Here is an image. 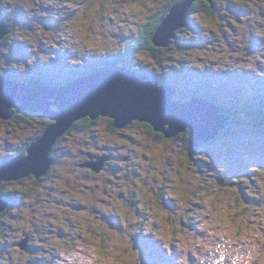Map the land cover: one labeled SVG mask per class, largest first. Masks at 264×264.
Segmentation results:
<instances>
[{
	"label": "clouds",
	"instance_id": "9594fccd",
	"mask_svg": "<svg viewBox=\"0 0 264 264\" xmlns=\"http://www.w3.org/2000/svg\"><path fill=\"white\" fill-rule=\"evenodd\" d=\"M172 3L171 14L188 2L0 0V21L8 29L0 39V78L9 70L26 74L38 62L51 64L59 59L57 54L66 53L68 66L82 69L86 61L128 56L131 48V70L155 77L154 87L164 86L166 74L174 75L168 70L250 74L264 80V0H247V4L244 0H218L214 19L206 11L193 15L189 10L187 19L198 30H191L176 43L179 47L181 43L192 44L188 47L191 51L180 55L162 73L146 66L142 61L144 53L136 50L135 41L152 19ZM231 7L236 12L229 11ZM21 10L30 26L17 23ZM238 12L249 14L238 16ZM221 14L232 23L243 22L231 29L222 22ZM42 21H52L54 26L46 27ZM224 33L234 47L229 48L221 38ZM10 35V42H5ZM173 38L168 35L162 46L168 47ZM213 40L215 44L201 48ZM255 41L259 43L250 52ZM14 44L24 46L26 62L13 60L9 64ZM117 67H129V63L125 61ZM178 99L173 97L174 102ZM13 109L17 110L11 107V116ZM51 111L59 114L60 109L53 106ZM98 117L114 120L117 129L134 138L132 143L119 133L101 135L98 144L107 145L111 155L103 158V167L91 176L92 164L85 163L88 158L81 153L95 148L77 149L69 167L62 157L53 158L62 135L55 139L47 153V169L34 168L27 174L43 176L52 168L55 178L40 186L28 185L34 190L27 194L10 192L21 204L6 209L9 216L0 224V264H146L144 250L136 246L138 237L150 240L171 264H264V167L259 162L248 164L250 176H230L229 168L214 163L206 152L192 151V135L185 148L156 140L135 126L134 122H145L140 119L118 127L114 117L97 114L95 118ZM50 120L59 124L58 120ZM103 127L109 125L105 123ZM167 127L171 131L170 124L158 131L164 132ZM46 135L28 126H0V169L19 157L31 159V153L27 158L23 155L25 148L30 151ZM145 156L150 159L146 161ZM125 159L123 171L108 163ZM133 170L140 173L138 182L127 178ZM133 193L139 201L136 207L129 205ZM244 193L254 195L258 203L246 202ZM156 198L161 200L163 212L157 208ZM165 202L174 210L165 207ZM26 237L27 247L16 246Z\"/></svg>",
	"mask_w": 264,
	"mask_h": 264
},
{
	"label": "water",
	"instance_id": "95a60500",
	"mask_svg": "<svg viewBox=\"0 0 264 264\" xmlns=\"http://www.w3.org/2000/svg\"><path fill=\"white\" fill-rule=\"evenodd\" d=\"M194 1L187 0V5L176 7L171 14L174 5L172 6L160 24V28L163 25L164 27L161 30L158 29L153 44L162 46L167 43L168 36L163 40L165 43L160 42L162 40L159 38L163 31L175 39V30L187 27L186 16ZM205 1L210 4L213 2V0ZM172 97L173 92L169 87H154L146 76L137 75L129 68L90 74L85 78L64 83L62 87H52L40 82L11 83L0 78V118L2 120L9 119V109L16 107L20 111L40 113L47 118L59 121L56 126L57 122L49 119L53 123L44 132V134L47 133L46 138L34 145L30 151L27 148L25 157H29L31 153V159L19 157L0 169V184L2 181L25 179L30 176L27 175L28 171L34 168L46 170L47 153L55 139L67 132L76 121L86 117L94 120L97 114L114 117L118 127L130 122L131 119H140L145 121L142 123L152 126L155 132H160L158 130H163L164 124H170L171 131H169L170 127H167L162 132L165 138H169L166 135L167 131L171 137L177 132L183 133L190 130L191 148H194L199 140L212 141L227 126V118L218 116L220 110L213 104L198 99L174 102ZM53 106L60 109L59 114L51 111ZM113 126L115 127L114 120ZM90 166L93 168L92 165ZM32 175L38 179L46 173L43 176ZM7 205L5 201L0 200V213L6 210ZM18 247L25 246L20 244Z\"/></svg>",
	"mask_w": 264,
	"mask_h": 264
},
{
	"label": "rangeland",
	"instance_id": "374dc122",
	"mask_svg": "<svg viewBox=\"0 0 264 264\" xmlns=\"http://www.w3.org/2000/svg\"><path fill=\"white\" fill-rule=\"evenodd\" d=\"M213 1H215V0H213ZM244 2H245V4H247V0H244ZM215 4H216V6L218 5V0H216ZM234 10H236V9L234 8ZM201 12H202V10L199 9L197 14H199ZM240 13L241 14L239 16L249 14L247 12H240ZM215 14L213 15V19L215 18ZM6 18L7 17H4L3 19L7 20ZM221 20L224 24L228 25L231 29H235L236 25L238 23L243 22L241 20H238L234 25H230L229 24L230 20L226 19L223 16V14H221ZM42 22L45 23L46 27H53L54 26V22H52V21H42ZM17 23L18 24L24 23L25 26H30V22H26V18L23 16L22 10L17 17ZM187 27H189L190 29H188ZM187 27L185 28L184 32L181 33L177 37V39L175 38L176 40L173 42L171 47H169L166 51H164L165 53H163V58L164 57L165 58L162 60V63L164 64V66H166V65H167V67H168V65L172 66L173 62L175 60H177L180 55H182V54L186 55L189 51H191V49L188 47H192L193 46L192 44L181 43L180 44L181 48H180L179 45L176 43L178 40L185 39L186 34H190L191 30H193V31L198 30L195 28L194 25H191L190 22L187 23ZM7 31H8V29L4 26L3 22L0 21V39H2L3 36L7 34ZM9 37L7 38L9 40L7 41L5 38V41L10 42L11 35ZM221 38L225 41V43L228 45L229 48L234 47V45L228 39L227 33L222 34ZM215 43H216L215 40L210 41L207 44H202L201 48L203 49V48L209 47ZM258 43H259L258 41H255L253 43V47L250 50V52L254 51L256 49ZM13 46H15V48L12 49V55L8 58L9 64L13 60H15V61L23 60L26 62L28 55L25 51L24 46L21 44H14ZM163 48H166V47H163ZM42 50L50 51V50L43 49V48H42ZM131 52H132V50L130 48L129 49L130 60H131ZM143 53H144V56L142 57V61L145 63V65L150 66L149 61L150 60L154 61L153 58L149 54L147 55L145 52H143ZM57 55L59 56L58 60L52 62L51 64H42V63L38 62L36 68L35 69L30 68L26 74H19L15 71L9 70L8 72H6V75H9L10 78H12L13 80H16L17 83L22 84V83H20L21 79L29 78L30 75L31 76H36V75L38 76L41 73H44L46 75H51L52 77L54 76V78L57 77L58 81L56 83L59 84V83H68L69 81H66V79H68V80L70 78L74 79V76H76L75 79L78 80L79 78L87 77V75L89 76L90 74L98 73L96 70H92L91 66H90L93 61H97V60L86 61V66L82 69L81 68H70L67 64V59L69 58L68 55L66 53L65 54H57ZM125 57H127V56H125ZM129 63H131V61H129ZM155 64H157V61L153 65L155 66ZM111 70H117V67L111 66L109 69H107V71H111ZM129 70H131V69H129ZM170 71H173V70H170ZM195 73H196V76H199V78H204V79L211 78V80L216 83L215 84L216 87L214 89V91H215L214 95H216V97H219V103L223 107H227L228 109L227 108H225V109L227 110V112L229 114H231V115L226 114V116H222L221 113L219 112L218 116L225 117V118H227L229 123H234V124L229 125L228 121H227L228 126H225V128L222 130V132H220L219 135L215 139H213L212 141H208V142H203L202 140H199L197 142L196 146L194 148H192V151L194 153L198 150L206 152L207 154H209L212 157L214 163L223 164L224 166L228 167L229 171H230V173H229L230 176L231 175L250 176L251 174L247 171V167H245L246 164H249L252 162H259L261 164V166L264 167V132H261V133L255 132V134H252L251 129H250V131H247L249 128H251L250 124H252V126H254V124L252 122L253 118L248 115V113L251 111H249L248 109H254V111H256V109H255V105L253 103L248 102V100H246V98L247 97H259L258 94H260L261 96L264 97V80L257 79L255 77L251 76L250 74H245L244 76H238L235 73H233V74H212L210 71L200 73L196 70L185 69L184 71L180 72L181 75L177 74L176 77H174V79L172 81H169V82L175 83L177 81L180 88L186 90L189 93L196 92L197 88L194 85L195 82L188 81V77H190V75H191V79L192 80L194 79L193 74H195ZM144 76H146L150 80L149 74L144 75ZM47 77H49V76H47ZM199 78H198V82H199ZM1 79L6 80L5 77H3ZM37 82H39V81H37ZM25 83H27V82H25ZM25 83H23V84H25ZM33 83H36V81L29 82L28 84H33ZM40 83L45 84L44 82H40ZM164 86H167V85L164 84ZM54 87H60V86H54ZM216 97H214V98H216ZM202 102H205V101H202ZM17 104H19V103H17ZM233 108H235L237 110H229V109H233ZM246 108H247V112H244V111H246ZM257 112H262L261 115H264V109H257ZM18 117L19 118H17L16 120L10 119L7 122L0 120V126L6 127V128H17V129H21V128H24L25 126H28V127L37 129L39 132L42 130L41 123L37 120V118H34V119L32 118L31 120H28V119H25L23 116H18ZM86 118H88V117H86ZM83 119L84 118L75 122V123H77L80 121L79 123H77V126L79 125L77 130L73 129L72 131H70V133H68L65 136V138H66L65 142L66 143L62 141L60 143V145L71 144L74 148H76V150L84 148V147H89V146L95 148V151L87 152V153H81V154L88 158L84 162L88 163V164H92L93 168L96 170H99L100 167H103V163H104L103 158L111 155V153L106 150L107 145H99L98 144V141H99L101 135H106V134H110V133H119L123 138H125L127 140V142L129 144H131L133 139H134L133 137H126L124 134V130L120 129L121 131L117 130V132H115L112 129H110L109 127L104 128L103 125L107 122H105L103 120H97L96 121L97 123H95L94 125H90L89 123H85V125H83V124H81L82 123L81 120H83ZM258 120L255 121L254 123H255V128L259 129L258 125H260V121H258ZM28 122H32L33 124H29ZM75 123L73 124V126L75 125ZM134 123H136V122H134ZM138 123H142V122H138ZM148 125H149L148 123H144L143 125H141L140 128L146 130V133L149 134L150 136H152L153 138H155L156 140L163 141L165 143L171 142L173 145H181L182 144L186 148V145H184L182 139H176L175 137L174 138L173 137L165 138V137L159 135V133H156L155 131L153 132V127L151 126L152 128H149ZM187 131H190V130H186L185 133ZM90 132L93 134L92 138H90L91 136H88ZM222 133H223V137H221ZM245 133L248 135L246 136ZM251 135L254 137H252ZM83 140L89 141V144L87 146H84L82 144H78L79 142H81ZM248 142L251 145H253L251 150L252 151L255 150V151H253L254 153H252V154L245 151L248 148V147H246ZM137 143H139V141H137ZM210 144H212V145H210ZM60 145H58V146H60ZM219 146H221V147H219ZM225 147L228 148L227 152L225 151L226 150ZM102 148L105 149V151L101 152ZM219 148H222V149H219ZM76 155H77V153L72 157V161L75 159ZM144 159L147 161L150 159V157L145 156ZM126 162H127L126 159L124 161H119V162H114L111 160L108 161V163L111 164L113 167H119V168H121L122 171L124 169V164ZM169 166H170V162H169ZM93 168H91V167L89 168L94 173L91 176L96 175V170H94ZM107 170L111 171V168H108ZM117 175L119 176V174H117ZM54 178L55 177L51 178V180ZM127 178L134 179L135 181L138 182L140 179V173L138 171L133 170L130 173L129 177H127ZM24 183L25 184H23L22 186L19 184L18 185H6L4 187L5 192L8 193V192H11L12 190H15L17 192L20 191L22 193H25L26 190L32 191V189H29L27 187L28 185H34L32 183V181L26 179V181ZM145 185H146V182H145ZM140 186L144 187V185H140ZM244 197L246 199V202L258 203L255 201L254 195L244 193V194H242V198H244ZM37 198L39 199V196ZM0 200H3V199L0 198ZM14 200L16 201V203H18V206L21 204V201H18L16 198H14ZM138 203H139V201L137 199V194L133 193L131 199L129 200V205L136 207V206H138ZM6 204H8V203L6 202ZM156 205H157V208H159L161 210V212L164 211L162 204H161V200L159 198H156ZM76 207L82 209L85 206L84 205H77ZM165 207L174 210V206L170 203L165 202ZM12 208L13 207H10L8 204L6 209L11 210ZM7 210H5L2 213L3 215L0 218V223H2V224L4 223V219L9 216V212ZM5 226H7V225H5ZM145 241H150V240L145 239L143 237H138L137 242H136V246L143 249V244ZM17 242H16V246L23 244L25 247H27V245L29 243L27 237L25 238V240L17 241ZM145 249H143V250L146 251V252L144 251L146 264H157V263L158 264H164V263H166L165 262L166 259L164 260L163 254L159 252V249L157 247L156 248H145ZM31 251H37V249H31ZM153 252H157V253L152 255L151 253H153ZM159 258L161 259L160 261L157 260ZM168 264H171V262H169Z\"/></svg>",
	"mask_w": 264,
	"mask_h": 264
},
{
	"label": "trees",
	"instance_id": "16d2710c",
	"mask_svg": "<svg viewBox=\"0 0 264 264\" xmlns=\"http://www.w3.org/2000/svg\"><path fill=\"white\" fill-rule=\"evenodd\" d=\"M215 2H216V0L215 1H213L211 4L210 3H208V2H206L205 0H195L193 3H192V5H191V7H190V9L189 10H191L192 11V14L193 15H196L197 13H198V11H199V9L200 10H202V11H206L210 16H212L213 17V15L216 13V8H217V6H216V4H215ZM174 5V3H172V4H169L168 6H167V8H166V10L165 11H163L162 13H160V14H158L146 27H145V29L143 30V32H141L140 33V37L138 38V39H136V42H135V44H134V46H135V48H136V50L137 51H143V52H145L147 55L149 54L152 58H153V60L156 62L157 61V64H155V66L153 65V64H149L150 66H154V68H155V70L157 71V72H160V73H162L163 72V68H165V67H167V65L166 66H164V64L162 63V60L165 58H163V53H165L164 51H166L169 47H171V45L173 44V42L177 39V37L181 34V33H183L184 32V30H185V28H181V29H178L177 31H176V39H174V40H172L171 42H170V45L168 46V47H166V48H163V47H156L154 44H153V40H152V38H153V36H154V34H155V32H156V30H157V28H158V26L162 23V21H163V19L168 15V13H169V11H170V9L172 8V6ZM229 11H231V12H236V10H234V7H231V8H229ZM241 13L240 12H238L237 13V15L239 16ZM7 19V18H6ZM229 24L230 25H234L235 23H232V21H230L229 22ZM8 38V37H7ZM6 38V40L8 41L9 39H7ZM10 38V37H9ZM7 41H5V42H7ZM13 48H15V46H13ZM132 50V49H131ZM130 55H128L127 57H125V56H121V57H119V58H117V59H115V60H109V61H99V60H97V61H93L92 63H91V69L92 70H99V71H105V70H107V69H109L111 66L112 67H117V64H120V63H124L125 61H128V63H129V61H131L130 60ZM130 64L131 63H129V67H127V68H129V69H131V67H130ZM147 66V65H146ZM170 65H168V67H169ZM169 71V70H168ZM76 74V73H75ZM74 74V75H75ZM73 75V76H74ZM150 75V74H149ZM193 75H195V74H193ZM49 77H47V76H45V74L44 73H41L40 75H36V76H29V78H24V79H21L20 80V83H25V82H27V83H29V82H33V81H39V82H44L45 84H47V85H49V86H62V85H64V83H56L58 80V78L56 77V78H54V76L52 77L51 75H48ZM5 79H6V81H9V82H11V83H17L16 82V80H13L12 78H10L9 77V75H6L5 74ZM75 77L76 76H74V79H75ZM174 75H165L164 76V81L165 82H167V81H172L173 79H174ZM155 77H151L150 76V81L152 82V79H154ZM198 78H199V76H196L195 75V79L194 80H196L197 82H198ZM73 78H70L69 80L68 79H66V81H73L74 80ZM188 81H190V80H188ZM191 82V81H190ZM19 84V83H18ZM216 83L214 82V81H212L211 80V78H208V79H204V78H199V82L197 83V85H196V88H197V91L196 92H192V93H189V92H187L186 90H184V89H180V92L181 93H183L184 94V98H191V99H193V97H195L196 99H198V98H204V99H208V101L211 103V104H213L214 106H216L218 109H220V112L223 114V115H226V114H229L228 112H227V110L225 109V108H227V107H223L220 103H219V97H216V95H214L215 94V91H214V89H215V87H216V85H215ZM185 93H184V92ZM189 93V94H188ZM214 97H216V98H214ZM248 100V102H250V103H253L254 105H255V107H256V105H259V107H258V109H262V107L260 106V104H262L263 106H264V97L263 96H261V95H259V98H256V97H250V98H248L247 99ZM228 109V108H227ZM245 109V108H244ZM229 110H237V109H235V108H233V109H229ZM249 111H251V112H249L248 113V115L249 116H251V117H253V118H257V119H259V118H261V120H258V121H262L263 123H264V118H262L263 116L261 115V113L262 112H257V110L256 111H254V109H248ZM244 112H247V108H246V111H244ZM247 114V113H246ZM229 115H231V114H229ZM247 115V116H248ZM18 116H23L25 119H28V120H31L32 118L34 119V118H37V120L41 123V126H42V130L40 131V133H42V134H44V132H45V130L49 127V126H51V124L53 123V122H51L47 117H45V116H43L42 114H40V113H34V114H32V113H30V112H28V111H20V110H16V109H13L12 110V116H11V114H10V118L12 119V120H16L17 118H19ZM39 116V117H38ZM228 116V115H227ZM9 118V119H10ZM0 120L1 121H4V120H2L1 118H0ZM97 120H103V121H105V122H107L108 123V125H109V128L110 129H112L113 131H115V132H117V130H119V131H121L120 129H117V128H115L114 126H113V120L112 119H109V118H107V117H98L97 119H95V120H91V119H89V118H84L83 120H81V124H83V125H85V123H89L90 125H94L95 123H97L96 121ZM256 120V119H255ZM7 121H9V120H5V122H7ZM80 122V121H79ZM79 122H77V123H79ZM29 124H33L32 122H28ZM77 123H75V125L74 126H72L67 132H65L58 140H57V142H56V148H55V150H54V153H53V158H58V157H62V160L64 161V162H66V164H67V166H69V167H71L72 166V160H70V158H69V156L70 155H64L65 153H71L72 152V154L73 155H75L76 154V148H74L71 144H69V145H60V143L63 141V142H65V140H66V138H65V136L68 134V133H70V131H72L73 129L74 130H77V128H78V126H77ZM135 124V126L136 127H141V125H143L144 123H138V122H136V123H134ZM232 124H234V123H229V125H232ZM244 124V123H243ZM148 127L149 128H152L150 125H148ZM250 127H251V125H250ZM250 129L251 128H249L247 131H250ZM148 132V131H147ZM153 132H154V130H153ZM254 132V131H253ZM246 134V133H245ZM93 134L90 132L89 133V135L88 136H91L90 138H92L93 136H92ZM156 135V134H155ZM159 135H161V136H163L164 137V135L163 134H159ZM248 134H246V136H247ZM245 136V137H246ZM252 136V135H251ZM221 137H223V133H222V135H221ZM244 137V138H245ZM252 137H254V136H252ZM243 140V139H242ZM66 143V142H65ZM245 143V142H244ZM78 144H82V145H84V146H87L88 144H89V141H87V140H83V141H81V142H79ZM58 145H60V146H58ZM210 145H212V144H210ZM219 147H221V146H219ZM246 147H248L245 151H247V152H249V153H251V148L253 147V145H251L249 142H248V144L246 145ZM217 148V147H216ZM219 149H222V148H219ZM226 149V150H225ZM225 151L227 152L228 150V148H226L225 147ZM62 151V152H61ZM252 154V153H251ZM23 155L24 156H27V148H25V150H24V152H23ZM117 175V174H116ZM118 176V175H117ZM54 177V172H53V169L52 168H50L49 169V171L46 173V175L45 176H43V177H41V178H35L33 175H30V176H28L27 178H25V179H21V180H17V181H8V182H6V181H2L1 182V184H0V193H2V194H0V198H2L4 201H6L8 204H9V206L10 207H17L18 206V203H16V201L14 200V198H16L15 197V195H13V194H10V192H8V193H6L5 192V186L6 185H23V184H25L24 182L26 181V179L27 180H31L32 181V183L34 184V185H36V186H40V184H42V182H44V181H49V180H51V178H53ZM32 190H34V189H32ZM29 191H31V190H26L25 191V194H27ZM20 192V191H19ZM4 194V195H3ZM37 201H39V199L37 198ZM4 212V211H3ZM3 212H1L0 213V218H1V216L3 215L2 213ZM0 224H2V223H0ZM18 243V242H17ZM144 245L146 246V247H143L144 249L145 248H155L154 247V244H152L151 242H149V241H145L144 242ZM146 250V249H145ZM157 252H153V253H151L152 255L153 254H156ZM157 260H160V258L159 259H157ZM167 264L169 263V262H166Z\"/></svg>",
	"mask_w": 264,
	"mask_h": 264
},
{
	"label": "flooded vegetation",
	"instance_id": "af4514ba",
	"mask_svg": "<svg viewBox=\"0 0 264 264\" xmlns=\"http://www.w3.org/2000/svg\"><path fill=\"white\" fill-rule=\"evenodd\" d=\"M170 71V70H169ZM172 72H174V76L176 77V75L178 74V75H181L180 74V72H175L174 70L172 71ZM46 75V74H45ZM195 75H196V73H195ZM195 75H194V79H195ZM46 76H48V75H46ZM192 80L191 79V75H190V77H188V80H190L191 82H195L194 83V85H195V87H196V85H197V81L196 80ZM164 84H166L168 87H169V89H170V91L171 92H173V97H179V99L177 100V101H180V102H185V101H188V100H190L191 98H184V94L183 93H181L180 92V87H179V85H178V82L176 81L175 83H171V82H169V81H167V82H165ZM189 94V93H188ZM172 97V98H173ZM193 99H196L195 97H193ZM198 100H202V101H205V102H209L208 101V99H204V98H198ZM220 112V111H219ZM221 113V112H220ZM221 115L222 116H226V115H223L222 113H221ZM263 117L262 118H264V115H262ZM256 119V120H255ZM253 118V120H252V122L254 123L255 121H257L258 119L257 118ZM259 120H261V118H259ZM228 124H229V121H228ZM251 125V133L252 134H255V132H259V133H261V132H264V130L263 129H258V128H254L253 126H252V124H250ZM228 126V125H227ZM254 131V132H253ZM156 133H159V134H163L162 132H156ZM184 133V134H183ZM183 133H180V134H178L177 135V137H175L176 139H182V141H183V143H184V145H186V148L188 147V145H189V143H190V137H191V135H192V133H191V131H187L186 133L185 132H183ZM164 135V134H163ZM164 137H166L165 135H164ZM181 137V138H180ZM174 138V137H173ZM251 151V153H254L253 151H255V150H250ZM77 153V152H76ZM74 155L71 153V155L69 156V158H70V160H72V157H73ZM254 158V157H253ZM73 162V161H72ZM91 162V161H90ZM248 166V164H246L245 165V167H247ZM90 170V169H89ZM90 173H91V175H93L94 173L90 170L89 171ZM41 185V184H40ZM168 206V205H167Z\"/></svg>",
	"mask_w": 264,
	"mask_h": 264
},
{
	"label": "bare ground",
	"instance_id": "6f19581e",
	"mask_svg": "<svg viewBox=\"0 0 264 264\" xmlns=\"http://www.w3.org/2000/svg\"><path fill=\"white\" fill-rule=\"evenodd\" d=\"M188 13H189V11H188ZM188 13H187V16H188ZM187 16H186V23H189V21H188V19H187ZM160 28V25L158 26V28H157V30H156V32H155V34H154V36H153V38H152V40L154 39V37H155V35H156V33H157V31H158V29ZM184 28H186V27H184ZM176 35V34H175ZM168 36V34L166 33V31H163V33L161 34V36H160V40H162V41H160V42H162V43H165V41H163L166 37ZM176 38V37H175ZM174 40V39H173ZM155 45V44H154ZM156 46V45H155ZM156 47H165V46H156ZM223 85V84H222ZM69 141V140H68Z\"/></svg>",
	"mask_w": 264,
	"mask_h": 264
}]
</instances>
